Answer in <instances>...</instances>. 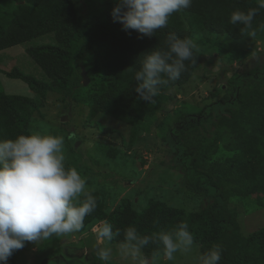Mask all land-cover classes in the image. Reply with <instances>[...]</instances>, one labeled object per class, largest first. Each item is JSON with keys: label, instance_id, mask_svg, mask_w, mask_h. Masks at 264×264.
I'll use <instances>...</instances> for the list:
<instances>
[{"label": "trees", "instance_id": "1", "mask_svg": "<svg viewBox=\"0 0 264 264\" xmlns=\"http://www.w3.org/2000/svg\"><path fill=\"white\" fill-rule=\"evenodd\" d=\"M10 1L16 5L13 11L0 7V51L44 36L53 37L56 45L27 49L48 81L38 80L19 68L8 74L25 82L40 99L0 91V139L29 134L30 121L44 107L48 93L66 92L73 98L83 90L84 80L92 83L87 97L90 115L103 114L134 128L153 108V103L140 100L134 92L135 72L143 53L167 47L168 33L191 39L220 35L242 40L252 31L255 36L264 32L260 27L264 25V9L258 10L251 29L242 30L243 25L229 23L232 11L256 8L257 0H193L190 8L173 13L167 26L151 38H140L141 34L134 30L125 32L119 22L113 21L114 0H102V14L86 15L78 14L72 0ZM207 41L228 53L235 50L212 39ZM193 52V60L185 62L186 70L180 78L163 85L160 92L182 88L189 82L199 60L198 51ZM240 81L237 80L238 85ZM175 119V124L183 125L172 132V138L186 161L187 188L216 200L196 213L187 214L160 201H151L136 211L124 199L108 214L100 195L91 192L97 206L85 217L80 231L107 220L113 231L121 230V235L111 242L118 245L128 226L136 227L141 235H151L162 229L171 230L184 221L202 253L213 244L221 246L219 264H264V228L245 237L240 231L238 211L230 206L235 198L264 196V89L255 84L239 86L235 103L214 124L212 138H199L201 120L186 115ZM220 149L230 155L215 159ZM154 250V244L144 249L148 255Z\"/></svg>", "mask_w": 264, "mask_h": 264}, {"label": "rangeland", "instance_id": "2", "mask_svg": "<svg viewBox=\"0 0 264 264\" xmlns=\"http://www.w3.org/2000/svg\"><path fill=\"white\" fill-rule=\"evenodd\" d=\"M72 1L79 15L104 12L102 0ZM0 7L13 11L16 5L10 0H0ZM210 39L235 50L228 53L218 49L209 44ZM193 40L199 53L193 77L182 88L160 92L152 110L134 128L103 114L90 115L87 97L92 83L89 80H84L83 90L73 98L66 92L48 93L44 107L30 121V133L39 131L65 138L66 168H75L86 179L87 188L100 195L108 214L124 199L136 211L151 201H160L187 214L196 213L216 200L187 188L186 161L172 138V132L183 125L175 124V118L186 115L201 120L199 138H212L214 124L235 103L239 86L255 84L264 89V32L242 40L220 35ZM42 45H56V42L53 37L44 36L0 51V91L40 99L25 82L8 74L19 68L38 80L48 81L27 53L28 48ZM228 155L220 149L215 159ZM230 206L238 211L240 231L245 237L264 228V196L235 198ZM97 223L84 231L25 242V247L16 250L7 264H105L97 255L92 231ZM107 246L112 248L108 264H130L119 255L117 244ZM201 253L200 246L194 243L190 253H177L173 261L162 260L160 264H196Z\"/></svg>", "mask_w": 264, "mask_h": 264}, {"label": "clouds", "instance_id": "3", "mask_svg": "<svg viewBox=\"0 0 264 264\" xmlns=\"http://www.w3.org/2000/svg\"><path fill=\"white\" fill-rule=\"evenodd\" d=\"M193 0H114L111 16L122 25V30L136 31L142 37H153L167 26L173 13L191 7ZM256 8L239 9L230 14L229 23L251 29L264 0H257ZM264 29V25L260 26ZM255 36V31L249 33ZM167 47L143 53L140 67L135 72L134 92L146 103H153L161 87L176 81L192 61L196 47L193 39L181 38L174 32L167 35ZM65 138L39 131L20 134L15 139H0V264H7L25 242H38L53 235L80 231L84 219L97 202L87 188V181L75 168H66ZM83 197V199H81ZM95 245L100 260L108 264L112 255L109 245L121 230L113 231L107 220L93 226ZM194 237L187 222L181 221L171 230H160L141 235L137 228L128 226L117 248L130 264H160L173 261L177 253L193 250ZM156 245L150 255L144 249ZM222 249L213 244L196 258V264H219Z\"/></svg>", "mask_w": 264, "mask_h": 264}, {"label": "water", "instance_id": "4", "mask_svg": "<svg viewBox=\"0 0 264 264\" xmlns=\"http://www.w3.org/2000/svg\"><path fill=\"white\" fill-rule=\"evenodd\" d=\"M79 145H80V142H77V143H76V147H79Z\"/></svg>", "mask_w": 264, "mask_h": 264}]
</instances>
